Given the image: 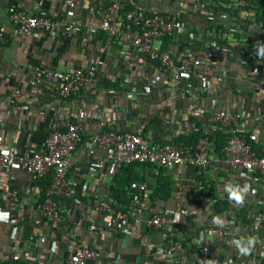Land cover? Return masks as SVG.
I'll list each match as a JSON object with an SVG mask.
<instances>
[{"label": "crops", "instance_id": "crops-1", "mask_svg": "<svg viewBox=\"0 0 264 264\" xmlns=\"http://www.w3.org/2000/svg\"><path fill=\"white\" fill-rule=\"evenodd\" d=\"M109 1L79 0L62 10L59 0H0V28L7 38L0 43V147L38 149L47 122L54 116L79 123L83 131L68 176L74 184L70 199L80 203L77 209L60 205L58 218H38L34 206L43 191L37 178L18 166L0 171V213L9 214L7 221L0 220V264H64L76 244L97 251V257L86 264H140L143 259L189 264L185 254L160 255L162 245L176 239V234L148 229L130 217L116 225L110 223L111 210L124 209L130 192L127 186H123L125 195L114 188L115 178L122 173L130 182H146V214L160 210L176 216L185 225L181 237L190 238L188 243L194 242L198 230L203 231V249L210 264H256L252 261L264 255V184L257 173L228 171L214 158L212 147L205 168L183 164L154 174L149 164L134 163L126 170L109 163L97 167L86 157L85 143L102 127L137 133L150 141L177 140L209 131L212 114L223 109L243 113L255 148L264 154V62L250 63L245 55L251 45L262 48L260 39H251L243 31L233 38L227 35L230 47L218 52L206 91L195 98L184 97L178 81L170 76L150 82L158 74L155 61L140 62L124 41H108L103 30L87 32L100 18L95 7ZM118 1L121 7L170 14L181 23L184 34L200 32L210 23L201 6L206 0ZM249 1L252 7L264 9V0ZM9 2L29 14L79 20L81 27L71 37L41 31L19 36L7 18ZM224 5L241 13L245 1L228 0ZM180 41L174 44L177 50L182 47ZM170 42L171 36H164L155 45L163 51ZM94 63L95 76L84 91L57 96L55 87L62 71ZM147 83L150 94L144 92ZM185 138L179 141L185 142ZM228 185L248 186L242 205L229 199ZM232 238L240 244L233 247ZM242 247H250V251L242 254Z\"/></svg>", "mask_w": 264, "mask_h": 264}, {"label": "built area", "instance_id": "built-area-1", "mask_svg": "<svg viewBox=\"0 0 264 264\" xmlns=\"http://www.w3.org/2000/svg\"><path fill=\"white\" fill-rule=\"evenodd\" d=\"M79 0H59L62 10H67ZM206 19L211 23L213 15L201 5ZM100 15L96 26L87 27L88 33L96 30L106 32L108 41H124L138 60L144 63L155 61L158 74L150 82L159 80L160 76H170L178 81L182 89V96L195 98L206 91L209 80L214 74V64L218 60V52L225 50V44L215 42L213 30L206 23L202 31L195 33L188 31L182 33L181 23L167 13H147L139 7H131L122 10L118 0H110L105 5L95 7ZM7 18L13 26L14 33L19 36L29 35L33 31L60 34L63 37H71L78 34L81 27L79 20L67 21L48 14H29L18 7L15 2H9L6 6ZM241 16L246 17L248 12L241 11ZM253 13H250L252 16ZM248 32L251 39H260L262 48L251 45L245 50L248 62L262 60L264 62V27L260 21L249 18L246 29L239 25L229 26L220 33V37L231 43V38L240 32ZM164 36H171L168 48L159 51L156 42ZM7 38L0 28V43ZM181 40L182 47L177 50L175 42ZM253 46V47H252ZM238 49V47H236ZM232 49V48H231ZM258 49V50H257ZM246 61H243L245 64ZM96 65H74L62 71L57 77L55 92L58 97L65 98L84 91L87 83L93 79ZM264 84V76L262 77ZM144 92L150 94V86H144ZM89 116H92L89 114ZM243 113L234 114L226 110L218 109L211 116L212 126L209 131L200 135L193 145L183 141H150L147 136L129 131H116L101 128L92 133L85 143L86 157L95 162L97 167L104 164L117 166L127 164H149L154 174L159 169H171L179 165H192L205 168L210 159V142L206 134L214 130H223L224 144L219 151H213L214 158L222 162L228 171L245 175L255 172L264 184V154L257 155L250 147L248 139H254L242 121ZM102 124V123H101ZM103 126V125H101ZM248 135V136H247ZM83 131L79 123L64 119L61 116L49 118L44 136L38 149H16L15 146L0 147V171L6 166H18L27 172L32 178H38L46 173L50 174V183L44 192L43 198L35 203L34 211L38 218L56 219L60 214V205L79 208V202L71 200L74 189L73 182L68 178L73 152L82 143ZM7 150L10 155L5 156ZM95 151H99L97 154ZM130 193L124 210H111L110 223L116 225L126 217H130L135 223H143L148 229H165L178 237L166 241L160 248L162 257L185 254L189 256V264H210L203 249V231L198 230L194 236L195 251L190 250L191 243L182 245L181 232L184 224L177 222L176 216H170L164 211L155 210L146 214L147 184L145 181H132L129 183ZM210 201V198H207ZM262 214L264 217V200L262 202ZM167 231V232H168ZM233 247L238 246L239 240L232 238ZM95 249L85 245L76 244L70 257L64 264H86L87 260L97 257ZM264 264V255L257 262ZM140 264H157L143 259ZM236 264V263H231Z\"/></svg>", "mask_w": 264, "mask_h": 264}, {"label": "trees", "instance_id": "trees-1", "mask_svg": "<svg viewBox=\"0 0 264 264\" xmlns=\"http://www.w3.org/2000/svg\"><path fill=\"white\" fill-rule=\"evenodd\" d=\"M244 1H245V5L243 6V9L248 12V15L246 17L240 16V12L238 10H234V8L232 6H228V7L225 6L224 4H226L228 2V0H206L204 2L205 8L214 17L212 22L209 24L208 27L210 29H212L214 32L212 39L215 42H217L219 44H225L227 47H230L229 42L220 37V33L227 30V28L229 26H234V25H236V26L239 25L240 28L246 29V24H247V21L249 20L250 17L255 19V20L260 21L261 26L264 27V9L252 7L249 0H244ZM128 8H131V7L124 6V7H122V10H125ZM250 13H253L252 16H250ZM202 134L203 133L201 131L188 134L187 136H185L186 138L184 137L185 142L184 141L183 142L188 144V145H193L196 142L197 138ZM225 134L226 133L223 130H214V131H210L206 134V136L210 142V146L213 148L212 149L213 151H219V149L222 147V145L224 144ZM184 138L182 136H180L177 138V140H181ZM248 141H249L250 147L256 152L257 155L263 154L261 151H259L257 148H255V146L253 144L254 141L252 139L249 138ZM132 164H134V163H132ZM132 164L121 165L122 166L121 168H122V170H126ZM37 180H38V183L40 185L41 190L43 191V194L39 198V200H41L44 196V192H45L46 188L49 186L50 174L46 173L44 175H41L40 177L37 178ZM131 180H132L131 178H127V176L122 173V174H120V177L115 178V183H114L115 187L114 188H120V190L124 194L125 191H124L123 186H127L129 188V183ZM118 186H120V187H118ZM125 203L126 202H124L123 205ZM123 210L124 209H122V211ZM189 241H190V238H184L182 240V245L184 246ZM196 248H197L196 244L192 242L190 245V250L194 251Z\"/></svg>", "mask_w": 264, "mask_h": 264}, {"label": "clouds", "instance_id": "clouds-1", "mask_svg": "<svg viewBox=\"0 0 264 264\" xmlns=\"http://www.w3.org/2000/svg\"><path fill=\"white\" fill-rule=\"evenodd\" d=\"M4 155L8 156L10 153L5 150ZM227 190L229 192V199L234 200L237 204H243L244 203V196L248 192V186L245 185L244 187L240 186H232L228 185ZM9 214L8 213H0V220L7 221ZM253 241H249V245H251ZM242 254H247L250 251V247H242L240 249Z\"/></svg>", "mask_w": 264, "mask_h": 264}]
</instances>
